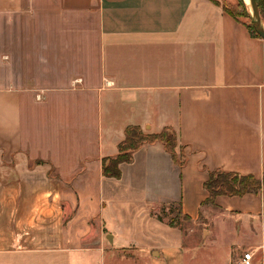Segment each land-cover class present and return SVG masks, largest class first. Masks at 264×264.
<instances>
[{
	"label": "crops",
	"instance_id": "1",
	"mask_svg": "<svg viewBox=\"0 0 264 264\" xmlns=\"http://www.w3.org/2000/svg\"><path fill=\"white\" fill-rule=\"evenodd\" d=\"M129 125L174 127L184 163L147 143L121 178L104 176ZM214 169L264 175V39L222 3L0 0V264H97L107 250L98 229L114 245L131 243L110 208L115 230L106 226L111 180L129 186L147 216L180 202L196 221ZM215 203L221 218L256 224L257 251L264 191ZM156 239L148 264H186L175 235Z\"/></svg>",
	"mask_w": 264,
	"mask_h": 264
},
{
	"label": "rangeland",
	"instance_id": "2",
	"mask_svg": "<svg viewBox=\"0 0 264 264\" xmlns=\"http://www.w3.org/2000/svg\"><path fill=\"white\" fill-rule=\"evenodd\" d=\"M244 1L246 10L250 13V4L246 0ZM221 3L229 8L242 11L239 0H222ZM2 61L9 66L11 59L5 55L2 57ZM152 143H158V141ZM102 192L109 205L104 209L108 230L110 232L115 230V227H113L114 218L107 214L108 208H110L113 214L115 213L119 217L122 224L124 242L129 243L132 241L136 245L131 242L127 246L119 247L120 243L118 241L114 245V242L105 237L104 233H101V230L98 229L97 240H100L101 237L107 246V250L103 256L101 255L97 264H148L144 256L151 245L158 246L161 244L160 239L155 240L157 236L165 239L169 235L172 237L175 235L186 248V264H232L240 258L244 251H254L260 242L261 235L252 236L255 235L253 232L257 231L256 224L250 221L244 223L241 219H233L231 216H228V220L221 218V209L212 203H207L208 208L203 209L204 213L196 221L185 218L181 212L180 202L157 204L156 208L150 210V216L161 220L164 224L161 231H154L157 227L156 223L149 218L150 216L144 214V204L139 201L138 196L129 186L119 183L117 180H111L108 185H104ZM97 200L98 196L94 202L97 203ZM91 204L93 209L96 206L97 210L100 208L99 201L97 204ZM95 222L99 228L101 218H97ZM115 246L118 248H115ZM116 251L121 257L116 256ZM263 253L262 250L260 252L255 251L254 263L256 259L261 258ZM262 257H264V254Z\"/></svg>",
	"mask_w": 264,
	"mask_h": 264
},
{
	"label": "trees",
	"instance_id": "3",
	"mask_svg": "<svg viewBox=\"0 0 264 264\" xmlns=\"http://www.w3.org/2000/svg\"><path fill=\"white\" fill-rule=\"evenodd\" d=\"M217 4H221L218 0H213ZM261 16L264 20V0H257ZM239 6L242 11H237L223 5L224 9L228 11L237 20L243 22L253 35L261 37L254 28L250 13L247 12L245 1L239 0ZM174 127L166 126L160 132L147 133L139 125H129L125 129V138L119 144V152L115 156H108L103 159V175L106 177L121 178L122 170L121 163L130 162L133 159L134 152L145 143L161 142L164 148L171 154L173 160L182 165L185 161V154L183 151H177V132ZM205 189L209 192V197L203 204L212 203L216 205L215 201L219 195H245L249 192L264 191V175L262 178L249 174L243 175L235 172H225L221 169H214L209 171V177L204 182ZM185 218L191 217L184 215Z\"/></svg>",
	"mask_w": 264,
	"mask_h": 264
},
{
	"label": "water",
	"instance_id": "4",
	"mask_svg": "<svg viewBox=\"0 0 264 264\" xmlns=\"http://www.w3.org/2000/svg\"><path fill=\"white\" fill-rule=\"evenodd\" d=\"M248 3L250 4L251 7L250 16H251L252 24L256 29L257 33L261 36V38L264 39V20L261 16L257 0H248ZM108 237L111 239V241H113L111 234Z\"/></svg>",
	"mask_w": 264,
	"mask_h": 264
},
{
	"label": "built area",
	"instance_id": "5",
	"mask_svg": "<svg viewBox=\"0 0 264 264\" xmlns=\"http://www.w3.org/2000/svg\"><path fill=\"white\" fill-rule=\"evenodd\" d=\"M38 96L40 97V95ZM258 250H264V243H262L258 247L257 251ZM254 257H255V251H251V250L244 251V253L241 254L240 258L237 261H235L233 264H252Z\"/></svg>",
	"mask_w": 264,
	"mask_h": 264
},
{
	"label": "bare ground",
	"instance_id": "6",
	"mask_svg": "<svg viewBox=\"0 0 264 264\" xmlns=\"http://www.w3.org/2000/svg\"><path fill=\"white\" fill-rule=\"evenodd\" d=\"M248 2V0H246Z\"/></svg>",
	"mask_w": 264,
	"mask_h": 264
}]
</instances>
